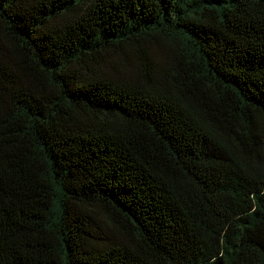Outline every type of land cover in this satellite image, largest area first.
<instances>
[{"label": "trees", "instance_id": "obj_1", "mask_svg": "<svg viewBox=\"0 0 264 264\" xmlns=\"http://www.w3.org/2000/svg\"><path fill=\"white\" fill-rule=\"evenodd\" d=\"M0 264H264V0H0Z\"/></svg>", "mask_w": 264, "mask_h": 264}, {"label": "rangeland", "instance_id": "obj_2", "mask_svg": "<svg viewBox=\"0 0 264 264\" xmlns=\"http://www.w3.org/2000/svg\"><path fill=\"white\" fill-rule=\"evenodd\" d=\"M132 65L134 67V64L132 61H129L128 64H124V63H118L116 66H117V69L120 71V72H127V73H130V68H132Z\"/></svg>", "mask_w": 264, "mask_h": 264}]
</instances>
